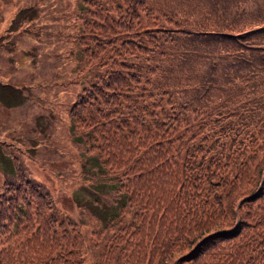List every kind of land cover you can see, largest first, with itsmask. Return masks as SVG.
<instances>
[{"label": "trees", "instance_id": "1", "mask_svg": "<svg viewBox=\"0 0 264 264\" xmlns=\"http://www.w3.org/2000/svg\"><path fill=\"white\" fill-rule=\"evenodd\" d=\"M106 1L84 22L101 70L68 116L91 138L97 165L116 173L128 223L104 227L123 236L99 250L66 216L55 226L50 194L11 157L0 264H82L84 252L92 264H264V175L257 194L233 203L264 165V0ZM236 211L233 227L214 229ZM4 221L15 225L3 237Z\"/></svg>", "mask_w": 264, "mask_h": 264}, {"label": "rangeland", "instance_id": "2", "mask_svg": "<svg viewBox=\"0 0 264 264\" xmlns=\"http://www.w3.org/2000/svg\"><path fill=\"white\" fill-rule=\"evenodd\" d=\"M94 4L110 9L106 0H0V194L11 192L4 188V182L13 176L11 157L15 158L27 176L50 194L47 215L56 219L54 225L62 220L59 216H66L75 222L84 244L92 242L101 250L106 239L123 236L104 225L122 227L128 223V214L120 208L119 204L125 203L116 192L115 201V171L97 165L91 138L84 140L68 116L76 96L101 70L89 58L95 47L84 26V22H96ZM93 108L87 106L88 110ZM86 124L84 131L92 126ZM263 175L264 165L256 180L244 181L234 206L240 209V201L257 194ZM183 203L188 206L189 199L185 197ZM154 214L161 213L154 209ZM237 215L214 229L233 227L240 220V211ZM71 222L66 224L68 229ZM2 224L7 227L4 237L15 223ZM125 240H115L114 244L122 245ZM141 245L139 254L150 248L151 242L145 238ZM188 250V246L182 247L174 259ZM64 258L71 259L69 255ZM80 260L82 264L93 263L88 252ZM99 262L115 264L110 256Z\"/></svg>", "mask_w": 264, "mask_h": 264}]
</instances>
